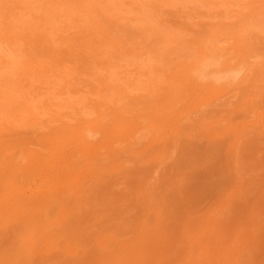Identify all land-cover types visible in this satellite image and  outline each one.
I'll use <instances>...</instances> for the list:
<instances>
[{
    "label": "rangeland",
    "instance_id": "1",
    "mask_svg": "<svg viewBox=\"0 0 264 264\" xmlns=\"http://www.w3.org/2000/svg\"><path fill=\"white\" fill-rule=\"evenodd\" d=\"M22 1V6L31 2L30 13L10 1L0 9V54L12 72L22 60L34 67L32 59L52 63L53 71L49 66L48 72L39 71L40 78L22 76L11 86L38 85L24 90L25 103L37 116L33 125H20L11 106L0 103L5 122L0 126V264H264V37L240 22H264V2L259 7L252 0H106L103 6L81 0L85 14L59 6V19L51 20L45 34L46 26L40 28L31 15L42 11L51 17L54 6L46 10L44 0ZM88 10L96 14L95 36L89 33L94 22L87 19ZM76 14L86 19L80 26L71 19ZM17 18L23 21L21 32L12 28ZM85 22L93 26L82 31ZM24 32L32 37L25 46L32 55L25 57L22 49L11 52L26 42ZM212 34L225 52L215 64L233 69L223 80L194 75L184 85L182 67L199 61V47L209 45ZM174 37L179 39L171 41ZM168 41L177 49L166 56ZM235 45L244 49L239 63ZM83 48L97 49L102 64L92 62L97 55ZM152 66L161 68L159 75L149 72ZM0 73L2 78L9 71ZM151 75L157 84L177 75L173 82L180 87L171 91V84H161L173 97L165 101L173 105L156 99L168 110L161 106L165 116L152 119L148 106L157 102ZM234 78L239 82L231 85ZM119 87L131 97L118 100ZM62 89L68 92L58 94ZM100 110L107 117L95 134L86 126L98 124ZM110 123L117 129L102 136ZM11 191L34 198L31 224L13 204L3 205Z\"/></svg>",
    "mask_w": 264,
    "mask_h": 264
},
{
    "label": "bare ground",
    "instance_id": "2",
    "mask_svg": "<svg viewBox=\"0 0 264 264\" xmlns=\"http://www.w3.org/2000/svg\"><path fill=\"white\" fill-rule=\"evenodd\" d=\"M9 1L10 2H13V4H14V6H15V8H21V9H23V10H26L24 13H30V8H29V4L31 3L30 1L28 2V1H26V6H22L21 4H22V0H0V9L4 6V4L5 3H9ZM83 1H88V0H82V2ZM91 1H95V2H97L98 4H102L103 6H106V3H107V1L106 0H91ZM91 1H90V3H91ZM141 1V0H140ZM159 1V0H158ZM95 2H92V3H94V4H96ZM252 2H257L258 3V5H259V7L260 6H262V2H264V0H252ZM43 5H46L44 8L47 10V8H50L49 6H54V9L53 8H51L50 9V11L52 12V16L51 17H45V16H43V14H42V11L40 12V13H38V14H32L31 16L33 17V18H35L36 20H39V22L41 23L40 25L41 26H39L40 28H42V27H44V26H46V28H42V32H44L45 33V30H46V33L45 34H47V33H49V32H47L48 30L49 31H51V29L50 28H48L49 26H47V25H49V23H51V20L53 19V20H58L59 19V17H60V8H59V6H63V7H65L66 5L65 4H67L69 7L68 8H74L75 9V11H78V12H86L85 10H87V9H85V8H82V7H84L82 4H79V3H81V0H44V1H42L41 2ZM40 3V4H41ZM246 3V2H245ZM245 3H243L244 4V6H245ZM89 4V3H88ZM87 4V5H88ZM243 4H242V6H243ZM42 5V6H43ZM90 5V7L92 6L91 4H89ZM242 6H241V9H242ZM258 7V6H257ZM67 8V9H68ZM79 8V9H78ZM244 8V7H243ZM67 9H66V11H67ZM90 9H92V8H90ZM108 8H106V10H107ZM110 9V8H109ZM93 10L95 11V9L93 8ZM105 10V11H106ZM94 11H92V10H88L87 11V13H88V18L87 19H89V21L90 22H94L93 24H94V26H95V28H94V30H93V25H91V24H89V23H86V24H84V26H81V28H82V31H83V28H85L86 26H87V24H88V26L89 27H91V26H93V27H91V28H89L88 26L85 28V29H90V31L91 32H89L90 34H92L93 33V35H94V33H95V30H96V28H98V27H96V22L94 21V20H92L93 18H94V16H96V14L94 15L93 14V12ZM107 11H109V10H107ZM85 14V13H84ZM119 17H120V15H119ZM117 15H116V18H119ZM7 18V17H6ZM81 18V16L79 17V19H78V14H76V15H73V16H71V19H72V21H73V23H75V24H78L79 23V25L78 26H80L83 22H84V20L86 21V19H80ZM124 18L125 17H123V18H120V19H123L124 20ZM247 18V17H246ZM241 19V18H240ZM243 19V18H242ZM240 20V22L242 23V27L246 24V23H250L251 24V27H253V28H255V29H257L258 30V32H260L262 35H263V37H264V22H259V23H252V22H243L244 20H245V18L243 19V20ZM92 20V21H91ZM22 19L21 18H17V20L16 19H14V21H13V23H11L13 26H12V28H14L15 30L16 29H19L18 31H20L21 32V25H22ZM81 21H82V23H81ZM263 21V20H262ZM60 22V21H59ZM87 22H88V20H87ZM81 23V24H80ZM241 23H240V25H241ZM98 24V23H97ZM244 24V25H243ZM44 25V26H43ZM86 25V26H85ZM98 25H100V24H98ZM240 25H238L239 27L238 28H241L240 27ZM51 26V25H50ZM24 27V26H23ZM101 27V26H100ZM32 28H34V27H32ZM37 28H38V26H37ZM36 28V29H37ZM35 29V28H34ZM45 29V30H44ZM80 29V28H79ZM143 29L144 30H146V31H151V27L149 28V26H147V27H143ZM15 30H13L12 29V31H14L15 33H19L18 31H15ZM24 30H26L25 28L23 29L22 28V31H24ZM33 30V29H32ZM32 30H27V31H31V34H33V32H32ZM155 30V29H154ZM1 31V30H0ZM94 31V32H93ZM97 31V30H96ZM153 31V30H152ZM157 31V30H156ZM161 30H159V32H160ZM13 32V33H14ZM87 33H88V31H86ZM159 32H158V34H159ZM150 33H152V32H150ZM153 33L154 34H156L157 32H155V31H153ZM152 33V34H153ZM24 34V40L26 41L25 43H23L22 44V48L20 47V49H19V46H18V49H17V47H15V48H13V49H11V52H13L14 54H16L17 52H18V50L19 51H21V49H22V51H21V55H24V57L25 56H31L32 55V53L27 49V48H25V46L27 45V43H29L30 41H31V34L29 33V32H24L23 33ZM89 34V35H90ZM101 34H103V32L101 33ZM151 34V35H152ZM168 34V33H167ZM167 34H165V35H167ZM44 35V34H43ZM60 35V37L62 36L61 34H58V36ZM145 35H147L146 33H145ZM161 35H163L162 34V31H161ZM213 35V34H212ZM95 36V35H94ZM158 36V35H157ZM156 36V40L158 41V42H161V38H159L160 37V35H159V37H157ZM214 36V37H213ZM213 36H211V41H210V44L209 45H207V46H204V47H199V50H200V56H199V61L195 64V65H193V67L192 66H189V65H187V66H185V67H182L183 68V71H184V74H185V77H184V85H186L187 83H189V81L192 79L191 77H193L194 75L195 76H197V77H199V76H203V77H211V75L214 77L213 79L214 80H223L224 78H227L228 77V75H227V73L228 72H230V69H233V67H231V65H229V64H226L225 62H223V63H219L218 65L217 64H215V63H217L216 62V60H217V58L218 57H221V55H223V53H225V52H223V48H221L220 46H216L215 44H214V38H215V34L213 35ZM3 37V35H1L0 34V38H2ZM60 37H58L59 39H62L63 40V38H60ZM90 37V36H89ZM147 37H148V35H147ZM152 37V36H151ZM12 38L13 37H8L7 39L8 40H12ZM15 38V37H14ZM57 38V37H56ZM93 39H98L97 38V36L94 38V37H92ZM91 38V39H92ZM177 37H174V39L173 40H171V41H175V39H176ZM179 38H182V37H180L179 36ZM179 38H177L176 40H178ZM92 39V40H93ZM152 40H154L153 39V37L151 38ZM210 39V38H209ZM22 40V39H21ZM92 40H90V41H92ZM152 40H150V41H152ZM163 40V39H162ZM58 41H60V40H58ZM65 41V40H64ZM63 41V42H64ZM179 41H181V40H179ZM23 42V41H22ZM61 42V41H60ZM94 42V40L92 41V43ZM98 42V40L96 41V43ZM165 42V41H164ZM163 42V43H164ZM169 42V41H168ZM167 42V44H168V47H167V49H166V47H165V50L166 51H164L165 53L164 54H166V52L168 53V49H169V51H175V50H173V49H175L176 48V46H174L175 48H172L173 46H171V45H173V44H171L170 42L168 43ZM176 42V41H175ZM178 42V41H177ZM213 42V43H212ZM99 43V42H98ZM166 44V43H165ZM170 44V45H169ZM101 45V44H100ZM100 45H99V47H100ZM97 46V45H96ZM27 47V46H26ZM93 47L94 48H96L94 45H93ZM92 47V48H93ZM170 47V48H169ZM235 47H236V45H235ZM237 47H240V46H238L237 45ZM237 47H236V49H235V53H234V57H236V62H241V57H242V55H243V48H241L240 47V49H241V52H239L238 50H237ZM97 48H98V46H97ZM177 49V48H176ZM243 49V50H242ZM93 50V52H95L94 50H96L97 51V49H92ZM92 50H90V51H87V48L86 49H84L83 48V51L85 52V51H87L89 54H91L92 56H93V54L94 55H97V53L95 54V53H93L92 52ZM102 50H104V49H102ZM102 50H101V48H100V52H101V54H99V48H98V54L100 55V57L101 56H105L104 58L105 59H108L107 58V55H103V53H102ZM91 52V53H90ZM118 53V49H115V53ZM177 52V51H176ZM223 52V53H222ZM236 52H238V55L236 54ZM1 53H2V51H1ZM4 53V52H3ZM6 53V52H5ZM8 53V52H7ZM6 53V54H7ZM12 53V54H13ZM130 53V55H131V52H129ZM129 53H128V56H129ZM157 53H159V52H157ZM157 53H156V55H155V57H158L157 56ZM172 53V52H171ZM241 53V54H240ZM19 54V53H18ZM78 54V53H77ZM1 55V54H0ZM76 55V54H75ZM126 55V54H125ZM236 55V56H235ZM4 57H2V55L0 56V70H2L3 69V71L5 70L6 72L7 71H9V73H7L6 75H5V73L3 74V76H2V78H0V97L1 96H3V100L4 101H0V103L1 102H6V105L4 104V103H2L3 105L2 106H6V107H8V106H11V108L10 109H8L9 110V112H11L12 113V111H14V115H13V117H17L18 119H19V121H20V125L22 124V126H24V125H33V122H34V120L35 119H37V116H36V114L35 113H32L31 112V107L30 106H33V105H31L30 104V106L28 105V104H26L25 103V101L26 102H28V100H27V98H26V95H27V93L24 91V90H26V89H29L31 86H32V83H30L29 81H26V83H24L23 85H21V86H17V85H14L13 86V89H11L12 87V84H14V83H19V82H21V81H23L25 78L24 77H22V76H27V78H30V77H34V78H36V79H38V78H40V75H39V71L41 70V69H45V71H49L50 69H48V67L50 66V68H51V71H53L52 69V63L50 64V65H48V64H46V65H44L43 66V63L45 64V62H43V61H41L42 63H36V60L34 59H32V64H34V67H29L27 64H26V61H24V60H22L23 61V65L20 67L19 66V68H17L16 66L15 67H13V69L15 70V72H14V70H13V72H12V70L10 71V69H12V67L11 66H9L8 65V59L5 57V55H3ZM7 56V55H6ZM161 56V55H160ZM159 56V57H160ZM166 56H168V54H166ZM204 56H207V57H204ZM114 57V56H113ZM212 57H213V59H212ZM21 58H22V56H21ZM98 55L97 56H94V57H92L91 58V61L92 62H95V61H97V63L98 62H101V64H102V62L103 61H100V60H98ZM104 58H102V59H104ZM110 58H112V57H110ZM109 58V59H110ZM114 58H116V57H114ZM208 58V59H207ZM222 58V57H221ZM23 59V58H22ZM95 59H97V60H95ZM119 59H120V57H119ZM165 59H166V57H165ZM207 59V61H205ZM121 60V59H120ZM166 60H168V58L166 59ZM235 62V63H236ZM13 63V61L11 62V64ZM46 63H48V62H46ZM87 63V62H86ZM17 64V63H16ZM37 64H38V66L39 67H37ZM83 64H85L84 62H83ZM89 64V63H88ZM88 64H86V65H88ZM99 65H100V63H98ZM13 65V64H12ZM48 65V66H47ZM85 65V66H86ZM97 65V64H96ZM95 65V66H96ZM104 65H106L105 63H104ZM53 67H55L54 65H53ZM77 67L78 66H74L73 68H76L77 69ZM89 67V66H88ZM152 67H155V68H152V69H149L150 71L149 72H157V70H158V72H157V74L159 75L160 74V69L158 68V67H156V66H152ZM15 68H17V70L15 69ZM63 68V67H62ZM93 68V67H92ZM91 68V69H92ZM158 68V69H157ZM76 69H74V70H76ZM133 69H135V67H133ZM138 69H140V67L138 68ZM54 70H56V68H54ZM93 70V69H92ZM141 70V69H140ZM145 70H147V69H145ZM143 71V70H142ZM11 72V73H10ZM149 72H147V71H144V72H142L141 74H144V76H146V77H144V78H147L146 80H148V78H151V77H147V74L146 73H149ZM174 74H177L176 73V71L174 70V71H172ZM180 73L182 72V69L179 71ZM1 74V73H0ZM53 74V73H52ZM51 74V75H52ZM150 74V73H149ZM148 74V75H149ZM90 75H92V73L90 74ZM133 75V74H132ZM1 76V75H0ZM54 76V75H53ZM140 76V75H139ZM150 76V75H149ZM151 76H153V75H151ZM176 76V77H175ZM173 75L172 77L174 78H172L173 80L171 81V82H168V81H166L165 82V84L163 83V81H162V83H163V85H165L166 86V84H171V85H169L170 86V90L171 91H173V90H175V89H178V85H176L175 84V82H177L178 81V76L177 75ZM142 77H143V75H142ZM154 77L155 76H153V78L151 79V85H150V87H152V88H150L151 89V94H153V96H155V98H152L153 100H155L156 101V99L158 100V101H161V102H163L162 100H164V102L166 103V104H169V105H173V104H171L172 102H173V100H172V102L171 103H167L168 101H165V100H169V102L171 101V99H173V97H172V94H171V92L169 93V92H167V87H166V89H165V87H163V85H161L162 83H160L159 81V83H160V85H159V83L157 84V82H155L154 81ZM167 77V75L165 76V78H163V79H167L166 78ZM159 78H161L160 76H159ZM163 79H161V80H163ZM128 80V79H127ZM112 81V80H111ZM149 81V80H148ZM173 81H175V82H173ZM239 82V79L238 78H234V79H232L231 80V82H230V84L231 85H235V83L236 82ZM107 82H109V81H107ZM130 82V81H129ZM132 82V81H131ZM134 82V81H133ZM132 82V84H134ZM45 83V82H44ZM57 83V82H56ZM55 83V84H56ZM98 83H100V82H98ZM97 83V84H98ZM101 83H103V82H101ZM112 83V82H111ZM114 83V82H113ZM112 83V84H113ZM145 83H147L146 85L148 86V84H149V82H145ZM46 84V83H45ZM59 84V83H58ZM105 84V83H104ZM135 84H137V83H135ZM141 84H143V83H141ZM174 84V85H173ZM51 85V84H50ZM50 85H49V87H47V85H46V87H44V91H43V93L44 92H46V88H50ZM53 85V84H52ZM51 85V86H52ZM144 86H142V88H144V87H146V85L145 84H143ZM54 86V85H53ZM52 86V87H53ZM101 86V85H100ZM36 87H38V85L36 86H34V87H31V88H36ZM59 89L60 88H63V86H57ZM149 87V86H148ZM39 88V87H38ZM54 88V87H53ZM95 88H97L96 86H95ZM107 88V89H106ZM172 88H173V90H172ZM180 88V87H179ZM42 89H43V87H42ZM93 89H94V87H93ZM100 89H101V87H100ZM102 89H103V87H102ZM106 89V90H105ZM111 88L109 87V90H110ZM124 89V88H123ZM122 89V87H119V91L118 92H116V95L119 97H117L118 98V100H120V98H122V97H124V96H126L127 94H126V90L124 89L123 90ZM145 90H146V88H145ZM31 91H33V89L31 90ZM106 91H108V87H105L104 88V92H106ZM113 89L110 91L111 92V98L113 97L112 95H113ZM116 91V90H115ZM143 91V90H142ZM147 91H149L148 89H147ZM68 91H66V90H63L62 89V91H60V92H57L58 94H60L61 93V95H64L65 93H67ZM103 92V91H102ZM98 93H101V92H98ZM103 94V93H102ZM128 94H130V93H128ZM135 94V93H134ZM134 94H132L133 96L132 97H136V94L134 95ZM138 94V93H137ZM145 93H143V95H144ZM147 94V93H146ZM149 94V93H148ZM140 95H142L141 93H140ZM23 96V97H22ZM138 96H139V94H138ZM149 96V95H148ZM152 96V97H153ZM173 96H174V94H173ZM127 97H131V94L128 96L127 95ZM172 97V98H171ZM13 98V99H12ZM14 98H16V99H14ZM114 98H116V97H114ZM171 98V99H170ZM110 99V98H109ZM175 99V98H174ZM48 100V99H47ZM175 101V100H174ZM7 102H8V104H7ZM38 102H41V101H38ZM45 102H46V100H45ZM122 102V101H121ZM157 102V101H156ZM163 102V103H164ZM42 103H44L43 101H42ZM123 104V103H122ZM165 104V105H166ZM37 105H40V106H42L41 105V103H37ZM164 105V104H163ZM162 105V103H161V105L159 104V102H157L156 104H155V106L152 108L150 105L148 106L151 110H149V108H148V110H149V114H148V117H151V119L152 118H156L157 116H159V117H164L165 116V114H166V112L164 113L163 111L164 110H168V108L167 109H165L166 107H168V106H166L165 107V105L163 106ZM1 106V107H2ZM52 106H54V105H51V107ZM97 106V105H96ZM100 106H102V104H99V107ZM161 106L163 107L162 109H164L163 111H162V113L160 112L159 113V111H160V108H161ZM13 107V108H12ZM34 107L36 108V106L34 105ZM38 107V106H37ZM165 107V108H164ZM7 108H5V110H6ZM15 109H17V110H15ZM50 109V108H49ZM54 109V113H58V114H61V115H63V112H58L57 110H56V108H53ZM51 110V109H50ZM3 112H5L4 110H2ZM15 111H20V112H18V113H20L19 115L17 114H15ZM101 111V110H100ZM53 112V111H52ZM1 113V112H0ZM99 113V112H98ZM2 114H4V113H2ZM6 114V113H5ZM9 114V116L11 115L10 113H8ZM101 116H99V122H98V124L95 126V125H93V126H86V127H89V128H91L90 129V131L92 132V133H99V128L100 129H103L102 128V126H101V123H100V121H102L103 119H105L106 117H107V115H105L104 114V112L103 111H101ZM115 114H117V113H115ZM159 114H161V115H159ZM16 115V116H15ZM7 116V115H6ZM2 117V116H1ZM5 117V116H4ZM167 117V116H166ZM3 118V117H2ZM17 118L16 119H14V120H16L17 122H19L18 120H17ZM4 119V118H3ZM140 119H141V117H140ZM1 118H0V122H1ZM2 123V122H1ZM0 123V126H3V125H5L4 123H2L1 124ZM11 123V122H10ZM85 123V121L83 122V124ZM19 124H17V125H19ZM114 124V123H113ZM120 124V126H118ZM119 124H117V126L118 127H121V123H119ZM105 125H106V123H105ZM116 126V125H115ZM114 125H112L111 126V123L109 124V130L108 131H106L105 129H104V132H101L102 133V136H110V135H112V133H111V131L112 130H116L117 129V127H115ZM5 127V126H4ZM9 127V126H8ZM93 127V128H92ZM106 127H107V125H106ZM113 127V128H112ZM81 127L80 126H74V129H79V130H81L80 129ZM85 128V127H84ZM72 127L70 128V130H74ZM112 129V130H111ZM119 129V128H118ZM78 130V131H79ZM111 130V131H110ZM76 132V131H75ZM75 132H73L72 133V136L74 137L75 136ZM72 136H70L71 138H72ZM42 198L43 197H41V200H42ZM35 201L34 200V198L33 199H27V198H25V197H21V195L17 192V191H11V192H9L5 197H4V199H3V201H2V203H3V205L4 206H8V205H10V204H13V209H14V211L15 212H18L17 214H20L21 216H22V218L21 219H24L25 220V222L26 223H28V224H31L32 222H33V218H34V216H35V208H34V204L32 203V201ZM29 242H31L30 240H26L25 241V244L27 245V246H29Z\"/></svg>",
    "mask_w": 264,
    "mask_h": 264
}]
</instances>
